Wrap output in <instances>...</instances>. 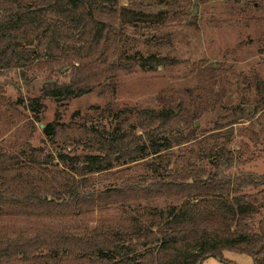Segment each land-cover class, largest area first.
<instances>
[{
  "label": "trees",
  "instance_id": "16d2710c",
  "mask_svg": "<svg viewBox=\"0 0 264 264\" xmlns=\"http://www.w3.org/2000/svg\"><path fill=\"white\" fill-rule=\"evenodd\" d=\"M118 2L0 0V71L37 67L40 70L44 62L60 64L73 75L70 82H49L43 87V96L57 101L78 98L103 86L112 77L109 59L113 51L104 50L108 41L105 23L96 20L95 11L99 3L115 6ZM118 16L128 23L165 21L164 13L147 14L127 8L118 11ZM167 63L151 56L128 58L123 66L156 70ZM206 95V89L199 88L187 91L176 110L128 112L114 131L104 132L105 135L82 126L64 125L58 119L46 124L43 133L50 142L65 136L63 133L68 130L73 134L85 132L86 143L97 141L100 146L99 153L58 155L60 163L69 166L68 179L58 175L49 178L45 174L42 167L48 162L43 161L41 149H31L28 163L0 155L2 216L47 218L51 209L73 206L80 210L109 201L136 214L84 228L82 232L45 227L35 230L36 235L27 240H0V264H203L208 258L223 261L227 251L246 254L254 264H264V221L259 222L258 230L251 223L260 204L256 206L244 194L247 189L264 186V175L233 177L207 173L202 168L162 174L153 162L149 181L133 180L120 187L91 191L92 176L112 170L126 157L132 162L145 156L162 158L164 151L175 146L219 141L223 125H216L217 133L207 134H200L197 125L215 111ZM28 107L34 119L39 120L44 108L42 98L29 99ZM127 130L132 134L142 130L147 142L135 136L128 140ZM224 140L230 141L229 137ZM189 151L195 154L194 150ZM225 151L222 145L204 148L201 153L208 160L215 158L214 166L220 170L224 164L227 168L233 164L230 160L224 163ZM9 171L18 173L8 176ZM163 198L175 205L141 214L146 210L143 203Z\"/></svg>",
  "mask_w": 264,
  "mask_h": 264
},
{
  "label": "rangeland",
  "instance_id": "374dc122",
  "mask_svg": "<svg viewBox=\"0 0 264 264\" xmlns=\"http://www.w3.org/2000/svg\"><path fill=\"white\" fill-rule=\"evenodd\" d=\"M123 8L147 14L164 13L165 21L161 24L123 22L118 16ZM96 9V20L105 23L108 41L104 50L113 51L109 59L111 79L86 95L57 101L43 96V87L49 82H70L73 75L60 64L44 62L40 70L37 67L0 71V155L28 163L31 149H41L43 161L48 162L42 167L45 174L49 178L58 175L68 179L69 166L60 163L58 155L99 153L100 146L97 141L86 143L85 132L73 134L74 131L68 130L63 133L65 136L50 142L42 125L58 119L64 125L82 126L105 135L112 133L128 112L176 110L187 91L204 88L215 111L205 115L197 125L200 134L217 133L216 125H223L219 141L175 146L164 151L162 158L145 156L132 162L126 157L112 170L92 176L91 191L120 187L133 180L149 181L153 162L162 174L202 168L207 173L233 177L264 175V0H119L115 6L99 3ZM151 56L168 63L156 70L123 66L128 58ZM40 97L44 108L39 120H35L28 100ZM229 117L235 124H231ZM126 133L130 141L135 136L147 142L142 130ZM228 137L230 141L226 142L224 139ZM87 139L92 138L87 136ZM222 145L226 149L224 163L230 160L233 164L230 168L224 164L217 170L215 158L208 160L201 151ZM191 149L195 154L191 155ZM16 173L9 171L8 176ZM245 191L250 201L256 206L260 204L251 222L258 230L259 222L264 221V186ZM143 204L146 208L141 211L143 216L152 209L164 210L175 205L166 198ZM76 209L73 206L51 209L52 214L47 218L0 215V240H27L36 235L35 230L45 227L82 232L103 222L109 224L136 215L131 209L110 201ZM223 257V261L208 258L203 264H254L246 254L227 251Z\"/></svg>",
  "mask_w": 264,
  "mask_h": 264
},
{
  "label": "water",
  "instance_id": "95a60500",
  "mask_svg": "<svg viewBox=\"0 0 264 264\" xmlns=\"http://www.w3.org/2000/svg\"><path fill=\"white\" fill-rule=\"evenodd\" d=\"M194 13H197V11L195 10V11H194ZM249 111H250V112H252V111H253V109H252V108H250V109H249ZM42 128H44V125H42Z\"/></svg>",
  "mask_w": 264,
  "mask_h": 264
}]
</instances>
